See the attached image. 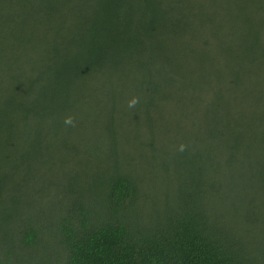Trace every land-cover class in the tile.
I'll return each mask as SVG.
<instances>
[{"label":"trees","instance_id":"16d2710c","mask_svg":"<svg viewBox=\"0 0 264 264\" xmlns=\"http://www.w3.org/2000/svg\"><path fill=\"white\" fill-rule=\"evenodd\" d=\"M0 264H264V0H0Z\"/></svg>","mask_w":264,"mask_h":264},{"label":"rangeland","instance_id":"374dc122","mask_svg":"<svg viewBox=\"0 0 264 264\" xmlns=\"http://www.w3.org/2000/svg\"><path fill=\"white\" fill-rule=\"evenodd\" d=\"M157 185H158V183H157ZM157 185H155V180L148 182V185H147L146 189H148L149 193L154 194V196L152 198L150 197V199H148L144 203L149 209L155 210L156 213H157V210H158V205H157L156 201L157 200L160 201L161 197L163 196V192H160V191L157 190L158 189ZM163 199L164 198L162 197V200Z\"/></svg>","mask_w":264,"mask_h":264},{"label":"clouds","instance_id":"9594fccd","mask_svg":"<svg viewBox=\"0 0 264 264\" xmlns=\"http://www.w3.org/2000/svg\"><path fill=\"white\" fill-rule=\"evenodd\" d=\"M137 102H138L137 99L134 98V99L130 102L129 106L132 107V106H134ZM65 122L71 124V123H72V120H71V118H69V119L66 120Z\"/></svg>","mask_w":264,"mask_h":264}]
</instances>
